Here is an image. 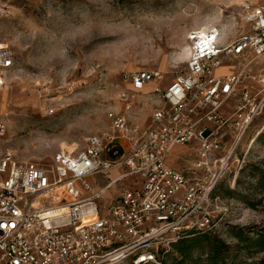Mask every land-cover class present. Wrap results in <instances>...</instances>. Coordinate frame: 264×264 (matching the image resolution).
I'll return each mask as SVG.
<instances>
[{
  "label": "built area",
  "instance_id": "2783aa9c",
  "mask_svg": "<svg viewBox=\"0 0 264 264\" xmlns=\"http://www.w3.org/2000/svg\"><path fill=\"white\" fill-rule=\"evenodd\" d=\"M13 1L0 0V20ZM237 21L244 31L229 41L216 27L187 33L186 66L165 90L155 88L160 98L141 133L131 111L144 84L163 78L160 70L124 71L132 89L118 94L122 104L108 111L109 128L80 148H62L54 164L0 154V264H159L184 231L216 230L221 217L212 215L211 193L221 179L241 174L264 109V3H243ZM223 64L231 67L217 75ZM13 66V51L0 42V89ZM5 130L0 117V137ZM193 142L192 166L168 164L177 145ZM115 168L124 172L82 196L92 192L89 176ZM126 177L132 187L98 202Z\"/></svg>",
  "mask_w": 264,
  "mask_h": 264
},
{
  "label": "rangeland",
  "instance_id": "374dc122",
  "mask_svg": "<svg viewBox=\"0 0 264 264\" xmlns=\"http://www.w3.org/2000/svg\"><path fill=\"white\" fill-rule=\"evenodd\" d=\"M245 2L264 0H14L0 21V42L14 53V66L0 89V117L6 123L0 154L7 149L21 160L54 164L62 148H80L85 137L109 128L108 111L122 104L118 94L132 89L122 79L124 71L160 70L163 78L144 84L131 111L141 133L160 98L155 88L165 90L186 66L187 33L210 20L225 41L233 40L245 28L237 21ZM185 45L188 54L180 57ZM230 67L223 64L216 74ZM253 129L261 132L249 161L238 177L221 179L212 205V215L221 217L213 232L229 247L228 263L264 264V250L245 248L235 237L243 233L254 238L264 228V183H259L264 174V109ZM195 145H177L167 156L168 164L178 171L192 166ZM123 172L115 168L89 176L92 192L81 190L82 196ZM132 181L126 177L112 185L98 202L110 203ZM76 186L81 189L79 182ZM193 255L196 259L199 252ZM197 261L206 264L204 255Z\"/></svg>",
  "mask_w": 264,
  "mask_h": 264
},
{
  "label": "trees",
  "instance_id": "16d2710c",
  "mask_svg": "<svg viewBox=\"0 0 264 264\" xmlns=\"http://www.w3.org/2000/svg\"><path fill=\"white\" fill-rule=\"evenodd\" d=\"M244 168L245 166L242 167L241 172ZM259 183H264V174L260 176ZM218 185L211 193L213 197L216 196L215 192ZM227 193L229 194L228 191ZM235 237L244 244L245 248L254 247L259 251L264 250V228L257 232L254 238L247 237L243 233H238ZM171 244L170 250L161 254L159 264H187L188 262L196 264L197 259L202 255L206 259V264H235L226 261L230 256L229 247L213 231L201 232L190 229L181 233L180 237ZM195 251L199 252V257L193 259ZM129 264L132 263L129 262Z\"/></svg>",
  "mask_w": 264,
  "mask_h": 264
},
{
  "label": "bare ground",
  "instance_id": "6f19581e",
  "mask_svg": "<svg viewBox=\"0 0 264 264\" xmlns=\"http://www.w3.org/2000/svg\"><path fill=\"white\" fill-rule=\"evenodd\" d=\"M220 17H221V16H220ZM215 18H217V17H215ZM212 25H213V24H212V21H210V20H205V21H203V22H201V23L199 24L198 28L206 29V28H209V27H213ZM224 28H225V25L222 24V29H224ZM187 54H188V46H187V45L182 46V47H181V53H179V56H180V57H186ZM260 132H261V131H258V135L260 134Z\"/></svg>",
  "mask_w": 264,
  "mask_h": 264
},
{
  "label": "snow or ice",
  "instance_id": "6c2138e0",
  "mask_svg": "<svg viewBox=\"0 0 264 264\" xmlns=\"http://www.w3.org/2000/svg\"><path fill=\"white\" fill-rule=\"evenodd\" d=\"M0 227H3V225H0Z\"/></svg>",
  "mask_w": 264,
  "mask_h": 264
},
{
  "label": "crops",
  "instance_id": "0c3cea01",
  "mask_svg": "<svg viewBox=\"0 0 264 264\" xmlns=\"http://www.w3.org/2000/svg\"><path fill=\"white\" fill-rule=\"evenodd\" d=\"M1 21V20H0Z\"/></svg>",
  "mask_w": 264,
  "mask_h": 264
}]
</instances>
